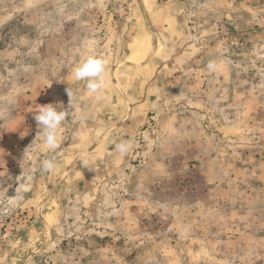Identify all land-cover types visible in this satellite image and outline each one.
I'll list each match as a JSON object with an SVG mask.
<instances>
[{
	"label": "rangeland",
	"instance_id": "1",
	"mask_svg": "<svg viewBox=\"0 0 264 264\" xmlns=\"http://www.w3.org/2000/svg\"><path fill=\"white\" fill-rule=\"evenodd\" d=\"M0 264H264V0H0Z\"/></svg>",
	"mask_w": 264,
	"mask_h": 264
},
{
	"label": "clouds",
	"instance_id": "2",
	"mask_svg": "<svg viewBox=\"0 0 264 264\" xmlns=\"http://www.w3.org/2000/svg\"><path fill=\"white\" fill-rule=\"evenodd\" d=\"M108 59L88 54L72 68V78L77 82H86L89 96L97 100L103 96V89L107 86L105 75L107 72ZM210 70H215V64L208 65ZM71 109V105L69 104ZM59 109V110H58ZM70 111L59 103L40 106L39 112L34 115V120L41 130V140L44 151L55 152L61 144V129L65 125L66 118ZM121 154H126L131 148V142H124L117 145ZM45 172H54L57 165L54 159H45L41 162Z\"/></svg>",
	"mask_w": 264,
	"mask_h": 264
},
{
	"label": "bare ground",
	"instance_id": "3",
	"mask_svg": "<svg viewBox=\"0 0 264 264\" xmlns=\"http://www.w3.org/2000/svg\"><path fill=\"white\" fill-rule=\"evenodd\" d=\"M150 42V41H149ZM149 44V43H148ZM151 44V43H150ZM148 46V45H147ZM151 46V45H150ZM148 48V47H147ZM143 50V49H142ZM143 51H145V50H143ZM147 52H148V50H147ZM146 53V52H145ZM150 53V52H149ZM151 53H152V51H151ZM150 53V54H151ZM146 56H145V54H144V52L142 53V54H139L138 56H137V58L139 59V60H144V58H145ZM146 59V58H145Z\"/></svg>",
	"mask_w": 264,
	"mask_h": 264
},
{
	"label": "crops",
	"instance_id": "4",
	"mask_svg": "<svg viewBox=\"0 0 264 264\" xmlns=\"http://www.w3.org/2000/svg\"><path fill=\"white\" fill-rule=\"evenodd\" d=\"M139 61H142V60H139Z\"/></svg>",
	"mask_w": 264,
	"mask_h": 264
}]
</instances>
